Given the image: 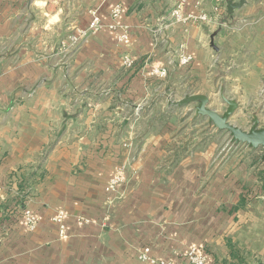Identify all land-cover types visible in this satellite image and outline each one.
Listing matches in <instances>:
<instances>
[{
	"label": "crops",
	"instance_id": "crops-1",
	"mask_svg": "<svg viewBox=\"0 0 264 264\" xmlns=\"http://www.w3.org/2000/svg\"><path fill=\"white\" fill-rule=\"evenodd\" d=\"M176 1L0 0V264H146L144 246L172 264H189L190 247L205 264L264 263L261 150L231 143L197 102L175 104L203 94L222 113L224 96L231 124L264 126V0L231 14L227 0L220 13L187 0L185 13L209 15L187 24L168 15ZM117 3L126 45L107 27ZM91 7L103 26L71 42Z\"/></svg>",
	"mask_w": 264,
	"mask_h": 264
},
{
	"label": "built area",
	"instance_id": "built-area-1",
	"mask_svg": "<svg viewBox=\"0 0 264 264\" xmlns=\"http://www.w3.org/2000/svg\"><path fill=\"white\" fill-rule=\"evenodd\" d=\"M187 0H177L173 7L169 11V17L174 22L179 23H188L194 21L196 19L200 20H208L209 15L204 11L201 12L197 17L185 13V5ZM215 9L216 12L220 13L224 11V6L221 0H215ZM88 13L90 15V19L87 27L78 28L75 34L70 35V41L80 45L81 43L87 41V39L95 34L103 25L101 24V19L99 16L98 8L91 7L88 9ZM111 22L107 25L108 29L114 32L116 40L121 44L126 45L129 41V27L125 24L120 23L119 19L121 16V5L114 4L109 13ZM191 61V56L187 54H181L178 57V62L181 65H188ZM123 63L126 67H130L132 65V60L129 56L124 57ZM168 69L167 67H152L150 69V74L163 78L167 75ZM123 169L120 168L117 172H115L112 177L109 179L105 190L109 193L116 191L118 185L123 181L122 175ZM22 216L24 223L29 230H34L39 223V216L32 211L31 209L25 207L22 209ZM63 211H57L52 219L58 225V233L60 236H63L65 233V225L63 222ZM138 260L144 262L146 264H172L168 260L156 259L155 257L150 255V248L148 246H144L140 249L137 254ZM186 258L189 264H205L206 256L200 251L197 247H190L186 253Z\"/></svg>",
	"mask_w": 264,
	"mask_h": 264
},
{
	"label": "water",
	"instance_id": "water-1",
	"mask_svg": "<svg viewBox=\"0 0 264 264\" xmlns=\"http://www.w3.org/2000/svg\"><path fill=\"white\" fill-rule=\"evenodd\" d=\"M243 4L244 0H227V13L231 14L234 9L241 7ZM221 99L226 104V108L222 113H218L216 109L208 108L207 105L210 103V100L203 94L185 95L182 99L176 101L175 104L184 105L191 102H197V105L194 108L196 116L207 117L208 123L214 128L217 130H225L229 135V141L231 143L244 144L251 149H260L261 159L264 160V126H259L260 123L257 115L252 117L251 125L248 130L241 129L229 122L230 116L238 108L237 102L224 96H221Z\"/></svg>",
	"mask_w": 264,
	"mask_h": 264
}]
</instances>
